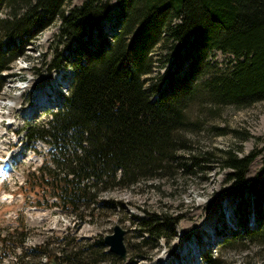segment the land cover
Wrapping results in <instances>:
<instances>
[{
	"label": "trees",
	"instance_id": "trees-1",
	"mask_svg": "<svg viewBox=\"0 0 264 264\" xmlns=\"http://www.w3.org/2000/svg\"><path fill=\"white\" fill-rule=\"evenodd\" d=\"M71 1L0 0V97L11 77L7 72L49 27L60 22L59 37L78 43L75 60L65 56L49 64L50 71L68 67L74 72L61 108L47 122L23 129L29 144L41 142L47 150L20 192L38 206L58 208L80 228L120 205L104 201L106 192L163 179L175 183L218 164L232 171V196L249 193L256 217L248 228L249 211L239 205L236 214L246 213L245 230L226 239L224 247L249 244L264 250V180L246 183L255 155L241 157L239 147L192 149L188 139L201 124L190 118L201 94L218 108L247 109L264 102V0H118L123 19L111 46L91 45L95 31L103 38L102 21L110 7L85 0L67 12ZM159 47L189 60V70L148 87ZM216 51L230 56L231 64L211 71L204 59ZM201 76L203 87L196 84ZM140 224L143 235L128 253L144 260L147 245L166 238L174 221L149 215ZM28 237L21 220L0 237L1 247L24 249ZM57 243L53 250L50 243L23 250L13 264H124L102 236L68 234ZM201 264L224 263L207 253Z\"/></svg>",
	"mask_w": 264,
	"mask_h": 264
},
{
	"label": "rangeland",
	"instance_id": "rangeland-1",
	"mask_svg": "<svg viewBox=\"0 0 264 264\" xmlns=\"http://www.w3.org/2000/svg\"><path fill=\"white\" fill-rule=\"evenodd\" d=\"M117 1L102 0L110 9L102 21L103 38L100 39L99 31H95L92 46L100 42L113 45L114 35L120 31L123 19ZM84 2L72 0L67 12L81 7ZM60 24L49 27L28 46L27 56L16 61L7 72L11 77L0 97V157L8 160L10 166L7 175L0 178V237H5L21 220L29 231L24 249L12 246L13 250H3L0 243V264H13L15 254L20 255L23 250L38 245L50 243V250H53L58 238L64 235H76L81 239L105 237L113 234L117 225L126 231L125 245L131 251V246L139 243L144 232L140 220L149 215L166 216L174 221V228L167 231L166 238L147 245V259H134L131 252L127 264H201L202 256L207 252L224 264H264V250L255 245L224 247L226 239L245 230L246 213L236 214L239 205L244 204L249 211L248 228L255 225L256 217L255 206L248 205L249 193L246 192L242 199L232 196L229 193L232 171L221 169L218 164L212 165L210 170H197V176L180 178L175 183L163 179L106 192L102 196L104 201H115L120 205L112 212H102L94 225L84 224L80 228H74L73 218L58 208H43L35 204L32 196L25 198L19 187L25 184L29 172L42 163L47 146L40 142L29 144L22 131L29 124L47 122L50 113L61 108L64 97L70 93L74 76L70 68L60 72L48 69L57 58L68 56L73 61L77 57L78 43L59 37ZM153 58V80L147 83L148 87L165 80L169 74L177 77L189 70L190 61L178 58L169 48L159 47ZM204 63H208L211 71L212 67L223 70L231 64V58L216 51L208 55ZM60 75L68 77L61 88L58 86ZM204 79L201 76L196 84L203 87ZM51 88L54 93L61 90L57 97L60 103H53ZM47 95L52 104L38 106L37 100L46 99ZM201 95L190 113L192 121L201 123L194 129L196 133L188 134L191 148L202 151L242 148L241 157L255 155L246 173V183L264 180V102L247 109L218 108ZM31 109L34 112L28 117ZM214 231L218 235L216 239ZM153 247L156 248L152 250ZM197 252L201 255L196 258ZM182 255L178 263L175 258Z\"/></svg>",
	"mask_w": 264,
	"mask_h": 264
},
{
	"label": "water",
	"instance_id": "water-1",
	"mask_svg": "<svg viewBox=\"0 0 264 264\" xmlns=\"http://www.w3.org/2000/svg\"><path fill=\"white\" fill-rule=\"evenodd\" d=\"M126 231L119 225L114 227V233L104 237V244L109 251L117 255L124 262L128 260V249L125 245Z\"/></svg>",
	"mask_w": 264,
	"mask_h": 264
},
{
	"label": "bare ground",
	"instance_id": "bare-ground-1",
	"mask_svg": "<svg viewBox=\"0 0 264 264\" xmlns=\"http://www.w3.org/2000/svg\"><path fill=\"white\" fill-rule=\"evenodd\" d=\"M59 85H60V83H59ZM49 88H50V86H49ZM44 98H46V99H43V100L42 99H38L37 102H36V104H38V106H44V105L52 104V102L48 99V95L45 96ZM32 112H34L33 109H31L30 111H28V114H29L28 117L30 116V114H32ZM2 168H3V166H0V170H2ZM213 234H214V237H215L214 239H216L218 237L217 233H215V231H214ZM197 254H198V252L196 253V255ZM168 264H170V263H168Z\"/></svg>",
	"mask_w": 264,
	"mask_h": 264
}]
</instances>
